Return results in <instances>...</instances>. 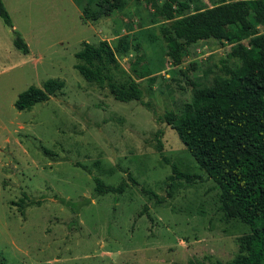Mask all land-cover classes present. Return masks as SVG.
<instances>
[{
	"label": "rangeland",
	"instance_id": "1",
	"mask_svg": "<svg viewBox=\"0 0 264 264\" xmlns=\"http://www.w3.org/2000/svg\"><path fill=\"white\" fill-rule=\"evenodd\" d=\"M2 1L13 28L0 17V264L232 261L250 227L227 217L216 183L164 121L191 100L188 81L203 87L221 73L230 47L201 40L191 28L192 41L175 66L164 25L152 16L166 0H124L111 16L87 21L84 7L96 9L98 0ZM213 1L191 0V11ZM14 32L28 54L15 48ZM124 35L133 55L134 42L141 43L143 64L156 75L154 82L141 81L143 101L155 114L140 102L114 99L75 68L84 42L115 46ZM130 58L119 56L123 69ZM48 79L64 80L65 88L30 111L15 108L20 93ZM173 164L203 181H176L169 196ZM95 178L129 185L122 194H97Z\"/></svg>",
	"mask_w": 264,
	"mask_h": 264
},
{
	"label": "trees",
	"instance_id": "2",
	"mask_svg": "<svg viewBox=\"0 0 264 264\" xmlns=\"http://www.w3.org/2000/svg\"><path fill=\"white\" fill-rule=\"evenodd\" d=\"M191 0H166L152 14L153 22L163 23V33L171 45L168 55L174 65H180L181 51L192 37L190 29L198 32L201 40L215 39L230 47L222 59L221 73L212 82L199 86L190 80L187 90L191 100L179 114L169 112L164 121L178 134L184 146L208 179L220 190L219 200L228 218L239 219L250 227L240 238L236 257L226 264H263L264 262V0H227L212 2L191 11ZM96 9L87 4L82 11L84 21L109 17L124 7V0H98ZM0 17L13 28L11 17L0 0ZM13 43L24 54L29 46L20 33L14 32ZM129 35L120 37L115 46L107 40L98 44L83 43L75 54L79 74L88 82L107 87L114 99L121 102L137 101L155 112L142 98L141 81L156 80L152 68L143 64L142 45L134 42L131 53ZM119 56L131 57L129 69H123ZM135 58L133 59V57ZM65 88L62 79H48L41 87L30 86L19 94L15 108L30 111L39 103L57 96ZM158 148L163 150L157 132ZM166 179L167 193L176 181L192 184L203 181L201 175L186 174L176 164ZM137 185L131 173L127 178ZM97 194H122L129 183L106 185L95 178ZM151 198L162 202L154 192L142 189ZM86 204V203H83ZM223 264V263H219Z\"/></svg>",
	"mask_w": 264,
	"mask_h": 264
}]
</instances>
